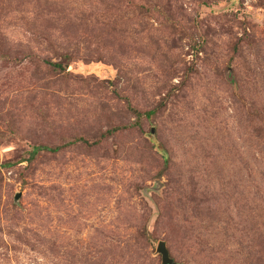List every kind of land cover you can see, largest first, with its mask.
Returning <instances> with one entry per match:
<instances>
[{"label":"rangeland","instance_id":"374dc122","mask_svg":"<svg viewBox=\"0 0 264 264\" xmlns=\"http://www.w3.org/2000/svg\"><path fill=\"white\" fill-rule=\"evenodd\" d=\"M159 241L264 264V0H0V264Z\"/></svg>","mask_w":264,"mask_h":264},{"label":"water","instance_id":"95a60500","mask_svg":"<svg viewBox=\"0 0 264 264\" xmlns=\"http://www.w3.org/2000/svg\"><path fill=\"white\" fill-rule=\"evenodd\" d=\"M155 252L160 257V264H175L173 260L168 256V252L165 249L163 242L159 241L156 244Z\"/></svg>","mask_w":264,"mask_h":264},{"label":"trees","instance_id":"16d2710c","mask_svg":"<svg viewBox=\"0 0 264 264\" xmlns=\"http://www.w3.org/2000/svg\"><path fill=\"white\" fill-rule=\"evenodd\" d=\"M50 66H52L53 68H59V65L58 64H49ZM133 114L136 116V117H139V115H140V113L139 112H133ZM150 114V112H147V113H145L144 115L145 116H148ZM36 150H38V148L37 147H35V148H33L32 149V152H34V151H36Z\"/></svg>","mask_w":264,"mask_h":264}]
</instances>
